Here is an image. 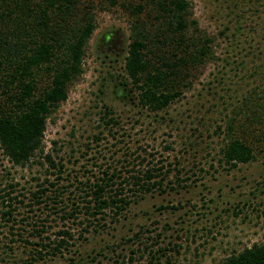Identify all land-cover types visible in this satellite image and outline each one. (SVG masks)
Here are the masks:
<instances>
[{"label":"rangeland","instance_id":"374dc122","mask_svg":"<svg viewBox=\"0 0 264 264\" xmlns=\"http://www.w3.org/2000/svg\"><path fill=\"white\" fill-rule=\"evenodd\" d=\"M187 1V33L210 38L212 56L151 112L120 84L130 23L148 18L150 0H79L81 12L92 4L94 29L82 72L46 118L42 152L19 166L0 149V264H217L264 243V0ZM137 2L145 9L133 14ZM229 122L254 155L233 167L220 161ZM148 170L158 184L133 191L132 175ZM108 175L129 202L91 219L83 198ZM62 229L71 236L60 252L35 246Z\"/></svg>","mask_w":264,"mask_h":264},{"label":"trees","instance_id":"16d2710c","mask_svg":"<svg viewBox=\"0 0 264 264\" xmlns=\"http://www.w3.org/2000/svg\"><path fill=\"white\" fill-rule=\"evenodd\" d=\"M144 6L137 2L126 8L140 14ZM150 6L148 18L135 16L130 23L122 66L127 81L120 84L129 85L127 91L138 105L156 112L178 98L182 88L188 89L189 71L212 53L210 38L199 41L187 33L188 25L196 24L186 20L187 0H150ZM91 8L89 3L81 12L79 0H0V149L14 165L22 166L42 152L46 118L65 100L68 85L82 72L84 49L94 29ZM40 77L43 85H39ZM261 110L264 112V101ZM231 125H226L228 135L220 149V161L233 167L254 155L250 142L236 136ZM44 158L52 164L48 155ZM144 176L143 181L132 175L136 179L133 191L145 192L158 184L149 181L154 176L149 170ZM110 177L92 183L89 199L83 198L85 210L91 203L86 211L91 219L105 210L116 217L129 202L120 189H110ZM70 210L67 217L73 216L75 209ZM57 233L60 237L53 245L39 239L35 246L45 254L60 252L71 235L63 229ZM35 252L39 256L40 251ZM217 264H264V243L232 252Z\"/></svg>","mask_w":264,"mask_h":264}]
</instances>
